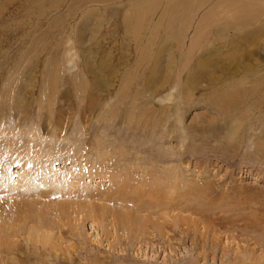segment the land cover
I'll list each match as a JSON object with an SVG mask.
<instances>
[{"label": "rangeland", "instance_id": "obj_1", "mask_svg": "<svg viewBox=\"0 0 264 264\" xmlns=\"http://www.w3.org/2000/svg\"><path fill=\"white\" fill-rule=\"evenodd\" d=\"M182 4L0 0V140L57 147L62 179L3 198L22 203L0 226V264H264V106L247 93L264 75L249 38L263 21ZM232 82L234 104L216 97ZM21 156L17 184L49 162Z\"/></svg>", "mask_w": 264, "mask_h": 264}, {"label": "bare ground", "instance_id": "obj_2", "mask_svg": "<svg viewBox=\"0 0 264 264\" xmlns=\"http://www.w3.org/2000/svg\"><path fill=\"white\" fill-rule=\"evenodd\" d=\"M181 1V4L183 5V7H182V9L187 5V4H191V2H193V1H195V0H180ZM218 3L220 4V5H225L228 9H232V8H234L233 6L234 5H238V7H235V9L236 8H238V10H240L241 12H243L244 13V15H242V16H239V17H242V19L240 18V20H239V22L238 23H240L239 25H238V27L239 26H242L243 27V25H245V26H247V27H249V25L248 24H250L251 22H253V24H252V26H254V22H257V23H259V21H263V24H260V25H255L254 27H253V29H251L250 30V32H249V38H250V40H253V41H255V42H257V45H256V48L257 49H261V47L263 48V50H264V41H263V43H261V45H260V41L261 40H264V0H218ZM179 4V3H178ZM186 7H188V6H186ZM218 7H219V5H218ZM173 10V9H172ZM237 10V9H236ZM234 12V11H233ZM235 13H238V12H235ZM247 14H249V15H251L252 16V18H248L246 15ZM172 17H173V15H172ZM177 18V17H176ZM231 18V17H230ZM219 19V18H218ZM228 19V18H227ZM172 20V19H171ZM174 20V22H175V18L173 19ZM181 20V19H180ZM140 21V20H139ZM219 21V20H218ZM238 21V20H237ZM237 21H235V22H237ZM171 22V21H170ZM180 22V21H179ZM182 22H183V20H182ZM214 22V21H213ZM229 22V21H228ZM233 23H234V21L233 22H231V24H232V27H233V29H232V31L234 30L235 31V24H234V26H233ZM142 24V23H141ZM172 24H174V23H172ZM228 24H230V22L228 23ZM137 25V24H136ZM217 25H218V23H217ZM171 26V25H170ZM173 26H175V25H173ZM204 26H205V24H204ZM199 27V26H198ZM220 27V26H219ZM223 27H225V26H223ZM230 28H231V26H230ZM244 28V27H243ZM214 29V28H213ZM218 29H220V30H222L221 28H218ZM215 30V31H219V30ZM223 30H229V28H223ZM229 32V31H228ZM219 33H221V32H219ZM226 34H227V32H225ZM222 34H224V33H222ZM173 35V34H172ZM228 35V34H227ZM135 36V35H134ZM224 36V35H223ZM225 37V36H224ZM221 38V37H220ZM226 38V37H225ZM222 39V38H221ZM228 39V38H227ZM233 39V38H232ZM231 38L229 39V41H227V40H225V41H227V42H230V40L231 41H233V42H235V41H237V39H235V41L234 40H232ZM163 40V39H162ZM166 40V39H165ZM169 40V39H168ZM224 40V39H223ZM169 42V41H168ZM232 43V42H231ZM166 44V43H165ZM168 44V43H167ZM218 44V43H217ZM226 44V43H225ZM224 44V45H225ZM232 45V44H231ZM200 46V45H199ZM223 46V45H222ZM218 50V49H217ZM171 53V52H170ZM162 55V54H161ZM169 55V54H168ZM170 56V55H169ZM173 57V56H172ZM158 61V60H157ZM173 61V60H172ZM172 61H171V63H172ZM160 62V61H159ZM158 63V62H157ZM170 63V62H169ZM168 63V64H169ZM199 64L196 66V69H195V72L193 73V74H190L191 76L189 77L188 76V78H189V83L192 85V84H194L195 83V78H197L196 79V81L198 82V80L199 79H201V77L203 76V75H205V73H204V71L201 69V66H200V61L198 62ZM169 66H171V68H173L174 69V67L175 66H173L172 67V65H169ZM172 69V70H173ZM180 69V68H179ZM156 74V73H155ZM155 74L153 75L154 77H155ZM157 76H158V74H157ZM157 80V79H156ZM157 82V81H156ZM212 82V81H211ZM215 81H213L212 83H214ZM154 83V82H153ZM153 83L150 81V82H148V84H147V89H149V91L150 90H152L153 91V88H152V86H154L153 85ZM233 83V87H231V89H228V90H225V91H217L216 92V94H217V98H223V100H225V99H229V102L228 103H238L239 102V100H240V96L238 95L241 91H239V88H237L236 89V87H237V85H234V82H232ZM171 85V84H170ZM181 85V84H180ZM198 85V84H197ZM146 86V85H145ZM155 87V86H154ZM239 87V86H238ZM188 88V87H187ZM198 87H196L195 89H197ZM155 89V88H154ZM236 90V91H235ZM238 90V91H237ZM249 90V92H247V93H250V95H252V96H254L255 98H257L256 99V101L254 102V104H255V106L257 107H260V106H264V75L263 76H261V77H259L257 80H256V83H255V85L253 86V87H251V88H249L248 89ZM155 91V90H154ZM188 91V90H187ZM183 92V91H182ZM237 95V96H236ZM245 96V95H244ZM240 97V98H239ZM225 98V99H224ZM19 99V98H18ZM217 101H218V99H216ZM232 101V102H231ZM225 102H226V100H225ZM223 103H224V101H223ZM126 104V103H125ZM128 104V103H127ZM126 104V105H127ZM224 104H227V103H224ZM233 104L232 105H230V107L231 106H233ZM254 104H253V106H254ZM236 105V104H235ZM225 105H224V109H225ZM236 107H238V106H236ZM222 108V109H223ZM234 108V107H233ZM255 108V107H254ZM236 109V108H235ZM129 112H131V111H129ZM137 115V114H136ZM132 120V119H131ZM259 121V120H258ZM261 121V120H260ZM262 122V121H261ZM18 136H20V135H18ZM37 136H39V135H37ZM8 137H10V136H7V138H3L2 140H0V226L2 225V227H1V230L2 229H9V227L11 228L13 225H11V224H9V221L10 220H14V218L13 217H11L15 212H18V210H17V206H18V204H21L22 202H19V201H15V204L14 205H11L10 203V201L11 200H8V199H3V198H5V196H10V197H8V198H12V196H13V194H20V193H22L24 196L25 195H27V187H28V189H31L33 192H37V191H39V190H43L44 189V191H46L47 190V187H46V185L45 186H42L41 184H43V181H45V182H47L48 184H52V183H54L55 184V182L57 181H61L62 179H61V175L59 176V172L56 170V169H53V161H55V160H58L59 158H57V157H59L60 156V150L59 149H57V147H56V149H52L53 148V146H52V148L50 149L49 148V146H46L45 148H43V150H42V148L40 149L41 150V152H40V150L38 151V153H37V155H35V146L36 145H39L38 143V140H40L39 139V137L38 138H33V137H31V139L29 138V141L31 142V144L30 145H28L27 144V136H22V138L21 139H18V137H16V139H18L19 140V142H20V144H21V146H15V143L14 142H12L13 141V139H15V138H12V139H10V138H8ZM33 138V139H32ZM32 141H33V144H32ZM17 142V141H16ZM18 142V143H19ZM15 146V147H14ZM37 147V146H36ZM44 147V146H43ZM78 148V147H77ZM80 148V147H79ZM80 150V149H79ZM28 151H30L31 152V155L30 156H28L27 155V153H28ZM44 151H45V153H47L48 154V156H47V154H45L44 153ZM80 152V151H79ZM85 152H86V150H85ZM22 155L21 157L22 158H26V157H28L29 158V160H31L32 158H33V160H35V159H38V160H41V159H44L45 157V162L46 161H49V162H47V163H43L42 161H41V163H39V164H37V162L36 161H32V163H31V165H30V167H31V169H32V173L30 172V174H31V176L30 177H28V179H27V174L26 175H24L23 177L21 176L20 177V179L18 180L19 181V184H17V182H12V175L9 173V167H10V164H12L13 162H14V160H15V158H14V156H18V155ZM40 154V155H39ZM42 154H44V156L42 155ZM66 154V155H65ZM65 154H63V157L65 156V158L67 157V158H71L72 157V155H70V152H67V153H65ZM77 156V155H76ZM43 157V158H42ZM74 157H75V155H74ZM71 158V159H75V158ZM65 160V159H64ZM72 160V164H75L74 162L75 161H73ZM16 161V160H15ZM23 162V161H22ZM26 162H27V158L25 159V164H26ZM100 162H101V160H100ZM76 165V164H75ZM77 166V165H76ZM24 167L25 168H27V165H24ZM59 167V166H58ZM76 169H78L77 167H75ZM81 173H83L82 171H80ZM79 172L78 171H75V173H72L71 175H69L70 176V178L72 179V178H74V175H77ZM20 176V175H19ZM19 178V177H18ZM39 178V180H40V183H36L37 182V179ZM15 179V178H14ZM58 179V180H57ZM2 181H5V183H9V184H12V185H9L8 186V188H4L3 187V185L1 184L2 183ZM16 184V186L18 185L19 186V188L21 189V191L20 192H16L15 191V188H14V185ZM60 184V183H59ZM7 186V185H6ZM48 187H50V189H53L52 188V185H49ZM49 189V190H50ZM29 192H31V191H29ZM47 193H44V194H52V193H50L48 190L46 191ZM37 194V193H36ZM15 197L14 198H16V196L17 195H14ZM21 196V195H20ZM20 196H17V197H20ZM22 198V197H21ZM2 199H3V201H2ZM22 199H25L26 200V198H22ZM24 200V201H25ZM23 201V202H24ZM6 203H8V205H6ZM55 203V202H54ZM5 207H4V206ZM25 206H27V205H25ZM24 207V206H23ZM45 207L46 208H48V209H50V210H55V211H57V210H59V208L58 207H60L59 205L57 206V205H55V204H52V203H46L45 204ZM9 211V212H8ZM38 214H40V215H46V213L45 212H42V213H38ZM15 215V214H14ZM17 216H18V213H17ZM20 216H22V215H20ZM22 218V217H21ZM26 218V217H25ZM4 222H5V224H4ZM41 223V222H40ZM5 225L7 226V227H5ZM10 247V246H9ZM9 247H7L6 248V250H8V248ZM12 249H13V243H12ZM9 251H11V249L9 250ZM12 252H14L13 250H12ZM18 253V252H17Z\"/></svg>", "mask_w": 264, "mask_h": 264}]
</instances>
